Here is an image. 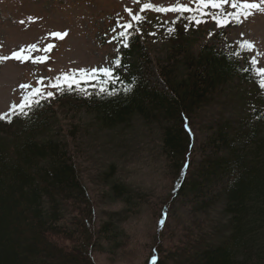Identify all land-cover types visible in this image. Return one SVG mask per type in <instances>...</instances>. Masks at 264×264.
Returning <instances> with one entry per match:
<instances>
[{
  "label": "trees",
  "instance_id": "trees-1",
  "mask_svg": "<svg viewBox=\"0 0 264 264\" xmlns=\"http://www.w3.org/2000/svg\"><path fill=\"white\" fill-rule=\"evenodd\" d=\"M127 42L128 54L143 50L138 37ZM234 51L238 49L232 46L228 51L205 44L182 46L179 59L185 72H175L177 59L166 61L159 69L161 89L133 67L128 74L113 70L119 79L106 87L114 95H97V80L80 83L91 95L79 94L75 85L62 93L105 129L129 125L135 117L155 124L162 151L174 166L172 197L185 201L196 217L217 212L209 236L202 233L199 240L165 256L158 244L147 264L154 256L157 264L178 259V264H264V97L251 66L243 65V53L239 59L229 58ZM243 68L249 71L238 70ZM235 82L257 85L260 106L243 119L214 121L193 168V116ZM126 86L130 91H124ZM48 105L41 102L27 117L14 116L11 124L0 122V264H95L97 243H114L111 222L94 231L96 210L66 144L47 138L43 113ZM108 195L125 208L132 205V191L124 184L108 180ZM168 212L166 205L160 210L159 233ZM56 239L73 245L63 247Z\"/></svg>",
  "mask_w": 264,
  "mask_h": 264
},
{
  "label": "rangeland",
  "instance_id": "rangeland-1",
  "mask_svg": "<svg viewBox=\"0 0 264 264\" xmlns=\"http://www.w3.org/2000/svg\"><path fill=\"white\" fill-rule=\"evenodd\" d=\"M144 2L146 0H141L140 4L133 0H0V57L11 56L14 51L33 44L41 49L49 43L55 44L46 63L33 64L30 60L0 63V114L9 112L12 104L21 102V97L26 94L21 85H31L27 91L43 88L45 93H54V98L41 101L49 104L43 113L49 128L47 138L65 143L77 165L96 210L93 230H100L103 222L114 225V243H97L92 252L95 264H147L153 247L159 244L164 250L163 256L172 249L182 250L184 245L199 240L202 233L206 236L213 233L219 218L217 212L209 217H196L185 201L172 197L174 166L162 151L160 130L155 124L135 117L129 125L105 129L81 104L65 99L57 89L47 87L48 83H54L62 73L80 69L107 67L128 74L136 67L146 80L161 89V66L177 59L175 72L182 76L185 72L182 59H179L182 58L179 56L182 46L195 49L202 44L228 51L231 46L239 48L238 42L248 41L254 49L243 53V65L249 66L247 62L256 58L259 61L257 67H264V55H258L264 54V14L254 13L247 20L241 17V24H229L224 28H218L211 17L205 15L202 17L205 23L188 24L187 31V21L180 19L171 25L175 32L169 35L166 29L171 21L178 19V13L147 11L141 14L147 18L143 24L131 20L125 9H131L135 15ZM150 2L167 7L174 5L176 0ZM181 2L194 7L189 0ZM225 10L234 11L228 6ZM212 11L215 10H205ZM188 15L190 13L184 14ZM117 22L134 23V28L128 30L131 33L129 39L138 37L143 48L140 53L128 54L121 47L122 39H113L124 31L116 28ZM113 28H116L115 32ZM135 28H139V32ZM54 32H67L68 35L63 40L49 38ZM152 32L154 36L149 35ZM31 55L35 58L45 54L33 52ZM117 58L120 67L112 64ZM39 80L44 83H37ZM258 94L255 84H229L193 116V168L201 158L214 121L250 116L260 106ZM108 180L131 189L133 199L129 209L108 195ZM165 205L169 207V220L159 233L157 220ZM56 242L63 247L73 245L61 239ZM180 261L175 260L174 264Z\"/></svg>",
  "mask_w": 264,
  "mask_h": 264
},
{
  "label": "snow or ice",
  "instance_id": "snow-or-ice-1",
  "mask_svg": "<svg viewBox=\"0 0 264 264\" xmlns=\"http://www.w3.org/2000/svg\"><path fill=\"white\" fill-rule=\"evenodd\" d=\"M134 3L140 4L141 0H133ZM189 3L194 5V7H189L185 3H182L181 0H176L174 5L163 6V5H154L150 2V0H146L139 8L137 14L133 15L132 10L126 8L125 11L131 17V20L135 22V24H143L146 21V17L141 15L147 11H152L156 13H178L179 17L177 20L171 21L170 26L167 27L166 31L169 35L175 32V28L171 25H175L179 22L180 19L186 20L187 24H185V30L188 29V24H194L199 26L206 21L202 18L205 15L211 17V19L216 23L218 28L227 27L229 24L239 25L243 22V20H247L249 17L254 15V13L264 14V0H259V2H248V0H189ZM225 6H228L230 9L234 11H226ZM213 9L215 11L205 12L206 9ZM185 13H190L188 16H184ZM243 17V20L241 19ZM230 18V19H229ZM34 22V21H33ZM21 23H24L21 21ZM116 28H123L124 31H120L114 40L123 39L124 43L121 45L123 48L129 47L128 39L131 33L128 30L134 28V23H124L121 24L117 22ZM116 28H113V32L116 31ZM136 32H139V28H135ZM68 35L67 32L59 33L54 32L50 34L51 39L55 40H63ZM149 35H155L154 32L149 33ZM112 41H109L111 43ZM238 51H234L229 54V58L236 57L239 59L241 54L244 52H251L254 49V45L248 41H244L242 43L238 42ZM55 48V44H47L43 49L39 48L36 44L30 45L27 48H21L19 51H14L11 56L0 57V63H3L7 60H18L21 63L28 62L29 60L33 63H46L49 59L48 54ZM33 52H43L45 55L37 56L35 58L32 57ZM117 52H119V48H117ZM25 53H27L25 55ZM258 55H264L259 54ZM251 66V70L253 76L256 77L255 83L258 84L260 88V95L264 97V67H257L259 61L256 58H252L247 62ZM112 64L115 67H120V59L117 58L112 61ZM239 71L247 72L249 68L238 69ZM98 76L105 77L104 80H98ZM118 76H114L113 70L111 68L102 67L99 69H80L79 71H72L70 73H62L60 76L55 78V82H49L47 87L57 89L59 92L63 93L66 91H71L73 86L75 85L77 89H79V94L81 95H91L86 88H80L81 81L87 83L90 80H97V82L101 85L98 88L97 95L103 93L105 95L111 96L116 94L115 90L109 91L106 87L107 84L111 83L113 85L116 84ZM39 84H43V80L37 81ZM21 88L26 90V94L21 97V102L17 104H12L10 106V111L7 113L0 114V122H5L11 124L13 122V117H27L29 112L35 108L41 106V101L49 98H54V93L49 91L47 93L44 92L43 88H32L31 91H27V89L31 88V85H21ZM124 91H130V89L126 86ZM264 119V117H261ZM185 167H188L185 165ZM160 224H164V220L161 219ZM150 264H157V258L154 256L150 260Z\"/></svg>",
  "mask_w": 264,
  "mask_h": 264
}]
</instances>
